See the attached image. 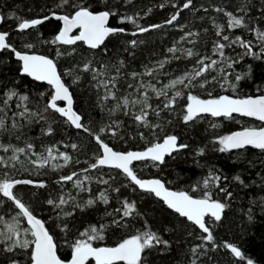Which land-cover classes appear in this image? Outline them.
I'll return each mask as SVG.
<instances>
[{
  "label": "snow or ice",
  "instance_id": "1",
  "mask_svg": "<svg viewBox=\"0 0 264 264\" xmlns=\"http://www.w3.org/2000/svg\"><path fill=\"white\" fill-rule=\"evenodd\" d=\"M134 2L44 0L34 18L8 15L21 35L45 22L54 20L56 24L50 38L40 34L36 43L28 39L19 48L10 42L9 32L0 31V264H152L151 252H170L172 240L165 235H171L179 225L161 221V227L154 229L148 213L140 211L135 199L121 197L125 189L141 199L153 197L162 211L177 221L183 218L185 227L192 229L185 242L193 236L199 241L189 246L187 264H206L203 258L211 261L210 253L221 247L246 264H258L236 243H218L214 229L223 224L225 210L236 198L234 188L254 190L244 213L249 225L245 231L256 227L258 217L264 219V172L256 173L257 180L246 181L243 173L226 175L214 164L201 163V158L212 151L228 154L235 164L249 148L264 154V71L259 82L255 71L256 66L264 67V0H238L234 8L233 0L199 7L195 0H167L158 5L172 9L167 18L147 25L139 21L151 14L152 7L129 13ZM185 10L204 14L200 20H209L214 32L210 40L201 41V32L207 35L209 28L193 31L181 23ZM218 16L225 22L218 23ZM113 18H117V26L110 23ZM4 20L0 15V23ZM127 24L131 30L124 26ZM165 26L177 28L182 33L179 40L160 58L142 64L141 70L130 68L122 53L135 59L136 49L147 44L141 37ZM110 38L118 40L112 49L106 44ZM37 43L51 46L55 58L39 51ZM79 45L84 47L78 52ZM63 58L70 64L61 71L58 61ZM178 61L185 62L183 67L177 64L169 70L168 66ZM12 72L16 75L9 79L6 73ZM85 76L90 78L88 87L96 97L93 107L101 113L99 121L85 123L84 114L74 110L70 89L79 87ZM242 82L255 85V94L242 93ZM234 114L253 118L260 125L217 133L220 125L213 121L235 119ZM174 121L186 128L208 121L213 131L208 144L195 150L199 176L186 178L187 184L179 188L169 187L173 182L160 176L141 177L134 166L140 162L160 172L168 163L166 158L174 160L190 147L175 132L167 131ZM58 125L86 134L88 144L46 141L54 137ZM133 127L134 131H128ZM37 128L39 134H31ZM137 138L143 142L137 149L116 147V143L127 144ZM68 148L73 152L91 150L92 155L81 161ZM79 164L84 166L75 170L74 165ZM247 164L254 167L252 160ZM69 167L73 170L64 174L62 170ZM47 171L58 173V179L49 183L39 178ZM93 172L95 175L90 174ZM120 176L126 182H119ZM69 182L72 187L65 190ZM93 183L105 186L96 190L98 195ZM39 190L47 195H39ZM25 196H29L27 201ZM111 199L117 201L116 207H111ZM100 204L105 210L99 219L86 221L83 228L77 226L78 218L97 211ZM44 206L49 209L47 220L37 214ZM49 224L63 234L67 257L59 255L60 245ZM74 226L76 235L70 236ZM110 232L115 239L107 244Z\"/></svg>",
  "mask_w": 264,
  "mask_h": 264
},
{
  "label": "trees",
  "instance_id": "2",
  "mask_svg": "<svg viewBox=\"0 0 264 264\" xmlns=\"http://www.w3.org/2000/svg\"><path fill=\"white\" fill-rule=\"evenodd\" d=\"M167 3V0H135L134 4L130 6L127 11L132 13L137 10H146L148 7H152L151 14L140 20L139 22L147 25L149 23H162L172 9L165 8L161 9L158 7L160 3ZM179 3V0H176ZM228 3V0H195L196 6L199 7L201 4L208 5L210 3ZM238 0H233V8L236 6ZM44 3V0H0V15H4L5 20L0 26V31H7L10 33V42L14 43L18 48L22 46V43L25 40L31 39L32 42L36 43L40 34H42L43 38H50L53 28L55 27V21L45 22L44 25L38 26L35 30H29L28 35L18 34L16 29V21L8 19V15L11 13H15L17 16L24 18H34L40 12L41 5ZM32 9L29 11V9ZM143 15V12H141ZM204 15L202 12L198 14H193V12L189 10H185L181 14V23L186 24L187 27L193 31L201 30L204 27L209 28V33L204 35L201 32V41L210 40L213 36L214 32L212 30L211 24L209 20L205 19L204 21L200 20V16ZM211 15H216L215 13H211ZM218 23H224V19L221 16L217 17ZM110 23L113 26H117V18H113ZM125 27L131 30V25H124ZM237 34H239L240 30H236ZM182 33L178 31L177 28L172 26H165L162 29L154 30L150 34H146L141 37V39H145L147 41L146 45H141L138 49H136V56L133 59L131 56H128L127 53H122L121 58L126 59L130 68H135L137 70H141L142 64H148L150 61H154L160 58L167 47L171 46L172 43L176 40H179ZM249 38L255 39L251 33H246ZM109 49L114 48L118 44V40L115 38H110L106 41ZM83 45H79L78 52L80 48H83ZM183 47H192L189 44H184ZM37 48L39 51L50 55V57L55 58L54 49L51 46H41L37 43ZM201 51L203 52V48L201 47ZM210 51V45H209ZM155 53V55H152ZM79 58V57H77ZM250 62V61H249ZM184 61L174 62L172 65L168 66L169 70L176 68L177 64L180 67H183ZM189 66L191 62H187ZM255 63V62H254ZM59 68L61 71L70 64L68 58H63L61 61H58ZM11 67L15 69L16 64L13 61ZM255 71L257 73V82H259V74L261 71H264V67L256 66ZM7 77L10 79L12 76L16 74L6 73ZM18 78V77H17ZM69 83L70 79L65 78ZM90 78L88 76L84 77L83 82L79 87L73 86L70 90L74 93V110L83 113L85 123H88L89 120L99 121L101 118V113L99 108L93 107L95 102V94L93 90L88 87V80ZM163 79V77L161 78ZM30 83V80H29ZM122 87H126V85L122 84ZM42 89H47L46 86L42 85ZM218 90V89H217ZM241 91L242 93L255 94V85L250 82H242L241 83ZM90 93H92L90 95ZM210 121L211 118H208ZM240 121L245 122L246 120L239 119ZM105 122L107 121V117H105ZM218 123L220 127L215 131L219 134H228L231 131L239 130L238 124L229 120L217 119L213 121ZM130 123V121H129ZM255 123V122H254ZM257 124V123H255ZM259 125V124H258ZM128 131H134L133 128H129ZM169 133L175 132L180 138L181 142L188 143L190 147L186 150H182L180 155L176 159L166 158L168 163L166 166H163L162 171L157 172L155 168L144 167L141 163L135 165V170L137 174L144 178H151L154 176H160L164 180H171L173 183L169 185V187L179 188L187 184L186 178L195 179L199 176L201 169L195 167L194 165V154L195 150L199 147H203L208 144V141L212 138L213 131L210 128L209 122L205 121L203 123H199L195 126V128H186L179 121H174L173 125L167 128ZM31 134H39V129H35ZM4 140H7V137H3ZM46 141H60L63 140L65 143L76 142L82 146L88 144L89 137H87L84 133H78L77 130L68 128L66 125H58L57 132L54 137L45 138ZM112 143V141H109ZM94 143V142H93ZM143 144L142 141L137 138L135 141L129 140L127 144L120 142L116 143V147L118 149L124 148H132L137 149L141 147ZM61 150L63 149V145H59ZM209 149L211 145H208ZM67 151L73 155L74 158H79L81 161L90 157L92 155L91 150H88L86 153L84 151L73 152L71 148H68ZM235 158V157H233ZM248 160H252L254 162V167H249L247 164ZM264 160V154H261L259 151L248 149L243 152L242 155L236 160V163H232L228 154H221L217 152L208 151L207 155L204 158H201V163L207 161L209 164H214L215 166L221 168L224 174L231 176L233 173H243L245 180H257L256 173L264 172V165L261 164V161ZM83 164L74 165L75 170H79L83 167ZM73 170L72 167L67 169H63L62 172L67 174ZM107 171V170H105ZM2 172V170H0ZM115 170H113V174H115ZM95 175V172L90 173ZM58 173H53L51 171H47V174L39 177L42 178L49 183L52 180L58 179ZM177 177H184L185 179H177ZM107 178V176H105ZM119 182H126L123 176H120ZM65 190L71 189L72 185L69 182L64 186ZM95 194L98 195L99 188H103V185H96L93 183L92 185ZM234 193L236 198L232 200L228 209H226V216L222 225H218L214 229V234L216 236V240L221 245L225 241H230L236 243L244 254L248 257H251L258 261V264H264V219L258 217L257 224L255 228L250 229L249 231H245L249 229V225L247 223V217L245 216V212L248 207L249 199L251 198L250 191L254 190H239L238 188H234ZM35 191V190H34ZM249 193V195H246ZM39 195H47V192L44 190H39ZM54 196L56 195V191L52 193ZM83 196H87V193L82 194ZM115 194H113L114 196ZM121 197L128 196L130 199H135L138 203L139 209L141 212L148 213L149 223L152 224L153 228H160L161 221L163 224L167 225L171 221V223L178 224V228L171 235L166 234L165 238L172 240V247L170 252L164 253L160 255L159 252L153 251L149 255V259L152 264H187L188 260V251L189 246L195 243H199L195 239V237H188L187 242H185V237L187 236V232L191 231V228H186L182 223V218L179 221L175 220L174 217H171L168 212L162 211V206L155 202V198L153 197H144L141 199L139 195L134 194L131 189H125L121 192ZM26 201L29 199V196H25ZM111 207L117 206V201L115 199L110 200ZM111 207L108 208L111 211ZM105 210V206L100 204L98 206V210L95 212H88L84 215L83 219H79L77 221V226L83 228L86 221L99 219L100 215ZM258 212V210H257ZM38 215L44 217L45 220L48 219L49 209L47 206H44V211H37ZM155 217V219H153ZM142 223V222H141ZM53 234L56 236L57 243L60 245L59 255L62 257H67L69 252L68 249L64 246L63 234L59 232L58 229H55L52 224L48 225ZM140 223L136 224V227H139ZM198 232L199 230L196 229ZM122 233H117V235H121ZM76 235V227L72 228L70 236ZM115 239V236L110 232L105 243L112 244ZM212 257L211 261H208L207 257L203 259L206 261V264H246L245 261H240L237 258L231 256V254L221 247L214 253H210Z\"/></svg>",
  "mask_w": 264,
  "mask_h": 264
},
{
  "label": "rangeland",
  "instance_id": "3",
  "mask_svg": "<svg viewBox=\"0 0 264 264\" xmlns=\"http://www.w3.org/2000/svg\"><path fill=\"white\" fill-rule=\"evenodd\" d=\"M240 118H235V119H231L229 121H232V122H235L236 124L239 125V127H242V126H249V127H256V126H259L258 124H255L253 121H249V120H246L245 122L243 121H240L239 120ZM244 120V119H242ZM237 121H239V123H237Z\"/></svg>",
  "mask_w": 264,
  "mask_h": 264
},
{
  "label": "water",
  "instance_id": "4",
  "mask_svg": "<svg viewBox=\"0 0 264 264\" xmlns=\"http://www.w3.org/2000/svg\"><path fill=\"white\" fill-rule=\"evenodd\" d=\"M53 21H54V20H53ZM1 24H2V23H0V26H1ZM29 80H30V78H29ZM43 86L48 87L47 85H43ZM234 115H235V114H234ZM235 118H240V119L250 120V121H254V122L260 124L259 121H256V120H254L253 118L241 117V116H238V115H235ZM211 119H212V118H211ZM218 119H224V118H218ZM216 120H217V119H216ZM249 149H251V148H249ZM253 150H255V149H253ZM256 151H259V150H256ZM137 164H140V162H134V166L137 165ZM115 171H116V170H115ZM182 219H183V218H182ZM92 264H94V262H92Z\"/></svg>",
  "mask_w": 264,
  "mask_h": 264
},
{
  "label": "bare ground",
  "instance_id": "5",
  "mask_svg": "<svg viewBox=\"0 0 264 264\" xmlns=\"http://www.w3.org/2000/svg\"><path fill=\"white\" fill-rule=\"evenodd\" d=\"M224 120V119H223Z\"/></svg>",
  "mask_w": 264,
  "mask_h": 264
}]
</instances>
